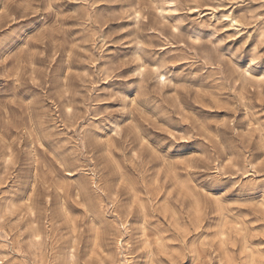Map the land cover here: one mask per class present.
I'll list each match as a JSON object with an SVG mask.
<instances>
[{
    "label": "rangeland",
    "instance_id": "rangeland-1",
    "mask_svg": "<svg viewBox=\"0 0 264 264\" xmlns=\"http://www.w3.org/2000/svg\"><path fill=\"white\" fill-rule=\"evenodd\" d=\"M261 77L264 0H0V264H264Z\"/></svg>",
    "mask_w": 264,
    "mask_h": 264
},
{
    "label": "snow or ice",
    "instance_id": "snow-or-ice-1",
    "mask_svg": "<svg viewBox=\"0 0 264 264\" xmlns=\"http://www.w3.org/2000/svg\"><path fill=\"white\" fill-rule=\"evenodd\" d=\"M161 79H163V77H161ZM262 80H264V77H261Z\"/></svg>",
    "mask_w": 264,
    "mask_h": 264
}]
</instances>
